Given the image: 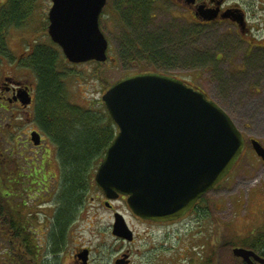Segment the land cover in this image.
<instances>
[{
	"label": "rangeland",
	"instance_id": "rangeland-1",
	"mask_svg": "<svg viewBox=\"0 0 264 264\" xmlns=\"http://www.w3.org/2000/svg\"><path fill=\"white\" fill-rule=\"evenodd\" d=\"M234 1L242 2L246 11L251 10L247 16L251 25L264 22V0ZM37 3L32 16L24 25L9 33L8 40L14 53L20 52L18 43L21 42L32 45L50 42L47 14L51 0H37ZM158 4L153 24L148 26L147 30L154 32L167 28L174 32V19L169 11L172 5L167 0H160ZM102 15L100 25L108 38L109 58L101 67L94 61L70 63L68 66L71 68V74L67 77L70 101L87 107L102 103L100 97L105 91V82L111 84L130 71L116 60L117 40L122 28L113 3H107ZM197 28L200 33L197 38L189 40L187 45H180L178 42L168 46V50L178 54L182 61L167 68L155 69L152 65L147 67L168 72L186 80L188 84L200 87L226 110L242 134L247 138H257L264 144V49L258 53L257 50L255 52L246 48L247 43L234 35L235 29L230 23L217 22ZM252 33L254 38L251 37L257 39L258 34L254 30ZM190 58L196 65H191ZM198 58L200 61H197ZM62 67L65 69V66ZM100 77L105 79L104 83ZM2 115L4 116L1 117V125L12 123L7 132L10 135L11 129L14 132V137H7L8 143L2 148L6 166L13 168L15 174L20 172L27 175L19 180L26 185L30 182L34 189L22 190L21 194L16 190L10 191L11 197L8 200H11V204L16 208L19 204L22 206L25 201L26 207L22 209L33 211L36 221L43 222L52 215L54 196L57 194V183L52 177L45 176L55 174V177L59 173V165H56V147L47 139L43 141L42 146L32 145L24 132L34 128L35 124L33 121H24L23 115L14 113L12 109ZM14 124L18 126L15 127ZM246 145L234 174L222 181L217 189L207 193V199L211 203L208 232L213 234L216 258L224 259L223 262L228 259L229 252L225 248L221 250V243L229 239L237 241L239 234L248 231L251 226L256 228L261 222L264 224V165L261 164L259 156L255 155L249 140ZM5 159L0 155V161ZM33 182L34 185H31ZM91 184L81 211L85 218L81 224L76 223L72 231L81 229L82 242L92 247L91 256L95 259V264H113L121 244L111 234L112 215L100 201L102 194L93 182ZM2 190L5 192L8 189ZM113 203L120 211L125 212L126 219L133 224L137 234L133 246L138 248V252L135 253L132 264H172L178 261V225L142 224L128 212L125 201ZM205 229V222L201 225L193 224L190 231H181L182 239L187 240L189 246L188 237L194 233V239L206 243ZM168 234L171 236L166 237ZM5 246L6 241L0 236V247ZM151 258L154 259L153 262L149 261Z\"/></svg>",
	"mask_w": 264,
	"mask_h": 264
},
{
	"label": "water",
	"instance_id": "water-1",
	"mask_svg": "<svg viewBox=\"0 0 264 264\" xmlns=\"http://www.w3.org/2000/svg\"><path fill=\"white\" fill-rule=\"evenodd\" d=\"M51 1L48 35L68 61H106L108 39L99 25L106 0ZM217 11L206 9L202 16L213 19ZM230 18L243 19L239 14ZM101 99L118 131L94 182L108 199L126 195L129 208L141 218L164 221L185 214L225 177L245 148V137L224 108L173 75L126 74ZM31 140L40 143L37 131L31 132ZM250 143L264 163V146L256 138ZM112 232L133 237L120 214ZM233 251L244 258L257 256L243 247Z\"/></svg>",
	"mask_w": 264,
	"mask_h": 264
},
{
	"label": "flooded vegetation",
	"instance_id": "flooded-vegetation-1",
	"mask_svg": "<svg viewBox=\"0 0 264 264\" xmlns=\"http://www.w3.org/2000/svg\"><path fill=\"white\" fill-rule=\"evenodd\" d=\"M172 5V8L169 10L171 16H173L174 24H172L173 30L175 33H178V28H187V31L190 33V29H193L195 26H207L209 24H214L217 22L230 23L233 26L234 35L247 43L246 48L250 51H261L264 49V22L261 21L259 24L250 23L249 18H247L248 13L251 10L246 11L244 4L240 1L234 0H167ZM7 3V0H0V12L3 10ZM107 4L104 6L103 10L106 8ZM206 9H218L217 17L214 20H203L202 12ZM204 13V12H203ZM226 13L229 16L221 17ZM240 14L242 21L241 23L232 18L231 16H236ZM182 22H179V21ZM18 28V27H17ZM15 26L8 27L4 30L6 33V42L0 44V120L6 114L9 109L18 115L24 116V121L31 122L33 121V111L36 104V80L33 72L28 66H24V61L26 58H29L33 49L38 44L32 45V43L21 42L18 43V48L20 52L14 53L9 43V33L11 30H18ZM255 31L257 39L254 38ZM253 38H252V37ZM248 38V39H247ZM254 41H256L254 43ZM252 48V49H251ZM259 53V52H258ZM27 101V102H26ZM34 122V121H33ZM12 124V123H11ZM10 123H4L3 126L0 122V137H1V151L0 155L6 158L3 153V145L7 144V129L8 126H11ZM15 127L18 124H14ZM36 130L40 133L41 143L38 146H42L44 140H49V138L43 134L38 126L35 124L34 128L29 129V131L24 132L27 135L28 141H30L29 134L31 131ZM11 133L13 129L10 130ZM50 141V140H49ZM51 142V141H50ZM37 147V146H36ZM241 159V158H240ZM238 160L234 167L229 171V173L222 180L230 178L234 174L237 164L241 161ZM261 161V159H260ZM58 164V163H57ZM56 164V165H57ZM262 164V162H261ZM0 165H3L0 168V192H4L2 189H8L6 192L7 195L9 191H14L18 189L29 191L34 190L30 185H26L24 182L19 180L23 177V173H16L9 175L8 169L6 168V159L0 161ZM263 165V164H262ZM59 169V168H58ZM57 174L58 177L60 176ZM52 175H45L52 177L54 181L59 185L60 179L57 178V175L54 177ZM10 176V177H9ZM10 179H9V178ZM47 180V179H46ZM45 180V181H46ZM221 181V182H222ZM219 182V184L221 183ZM21 185V187H20ZM34 185V182L31 184ZM217 184L214 189H217ZM20 187V188H19ZM28 187V188H25ZM47 191V189H45ZM102 198L101 203L110 211L112 215V229L111 234L115 236V240L120 242L121 248L118 253L114 256L113 264H132L134 255L138 252V248L133 246V242L137 239V234L134 229L133 224L126 219L125 212L120 211L113 202L123 200L126 203V195L121 194L115 199H108L103 191L99 189ZM82 201L79 205L75 207V210L69 220L67 225L63 227V231L56 233L55 217L59 212V207L54 204V209L52 215L43 220V222L36 221L35 215L31 210H24L22 208L26 207V202H22V206L16 208L18 215L16 216V232H17V247L10 246L12 241H7L9 238V233L5 231L2 227L0 230V236L3 237L6 241L5 247H0V263L1 264H13L15 262L14 258L16 257L18 262L17 264H95V259L92 258V247L88 246L82 242L81 229L78 231H72L75 229V224L80 223L85 218L81 213L84 208L85 200ZM93 200V199H92ZM24 206V207H23ZM128 212L133 214L134 217L144 224L158 225V226H171L178 225L177 227V246L178 251V261L172 264H264V224L261 222L256 228H249L248 231L243 234H239L237 241L229 239L232 244L228 245L229 257L223 262L224 259L216 258V246L215 241H213V234L208 232L210 222V212L211 203L207 199V193L199 198L195 204L188 209L185 214L180 217L174 218V220H149L145 218H140L137 214H134L128 204ZM116 214L122 215L126 225L131 231L133 237L128 239L125 237H120L113 234L114 222L116 220ZM205 222V231L206 243H200L199 239H194V233H191V236L188 237L187 245L186 241L182 239V230L190 231L193 224L198 223L201 225ZM79 224V226H80ZM263 224V225H262ZM40 226V227H39ZM167 235L166 237H170ZM235 238V237H234ZM226 241V242H228ZM8 243V244H7ZM225 243V242H224ZM9 245V246H8ZM198 247V248H197ZM243 247L247 250H252L258 256L253 254L248 255L247 258L243 256L235 255L233 248ZM149 252L151 250H148ZM231 253V255H230ZM64 255V258H62ZM103 259V258H102ZM262 259V260H261ZM153 258L149 259L150 262H153ZM102 261V260H100ZM153 264H165V263H153ZM168 264V263H166Z\"/></svg>",
	"mask_w": 264,
	"mask_h": 264
},
{
	"label": "trees",
	"instance_id": "trees-1",
	"mask_svg": "<svg viewBox=\"0 0 264 264\" xmlns=\"http://www.w3.org/2000/svg\"><path fill=\"white\" fill-rule=\"evenodd\" d=\"M110 2L119 14L122 28L117 40L116 60L126 70H130L128 73L150 70L148 65L154 66L155 69L176 65L175 63L182 59L178 54L170 52L168 46L178 42L180 45H187L189 40L197 38L200 33L197 26L190 29V33L187 28L181 27L178 33L167 28L148 31L147 27L153 24L155 10L160 0H110ZM37 4V0H7L0 12V44L6 42L4 30L11 26L17 28L24 25L32 16ZM23 61L24 65L31 68L36 78V104L32 120L57 149L58 165L61 170L60 183L54 196L55 203L60 209L55 217L58 234L67 225L75 207L86 198L94 172L104 157L107 146L114 139L117 127L103 103L87 107L70 101L67 90V77L71 74V68H68L70 63L58 45L52 41L39 42L29 58ZM197 61H200V58ZM96 63L100 67L103 66L100 62ZM190 63L196 65L192 59ZM62 66H65V69ZM100 78L104 83L105 79ZM105 84L107 89L110 84L107 82ZM6 137L11 138L12 135L7 133ZM2 166L0 165V168ZM9 170V175L15 174L13 168ZM27 184L30 185V182ZM21 191L18 189L20 194ZM6 193L0 192V230L3 227L9 233L7 241H12L10 246L16 248L18 238L16 221L13 219L18 215V211L11 204V200H8L11 194ZM230 244H232L230 241L221 243V250L225 248L228 251L227 246ZM14 260L13 264H17L16 257Z\"/></svg>",
	"mask_w": 264,
	"mask_h": 264
}]
</instances>
